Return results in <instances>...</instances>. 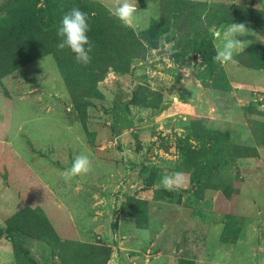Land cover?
I'll use <instances>...</instances> for the list:
<instances>
[{
    "label": "rangeland",
    "instance_id": "rangeland-1",
    "mask_svg": "<svg viewBox=\"0 0 264 264\" xmlns=\"http://www.w3.org/2000/svg\"><path fill=\"white\" fill-rule=\"evenodd\" d=\"M115 2L0 0V264H18L13 243L19 264H264V213L243 207L264 206V0H133L129 27ZM74 6L87 66L57 48ZM79 153L93 171L66 182Z\"/></svg>",
    "mask_w": 264,
    "mask_h": 264
},
{
    "label": "clouds",
    "instance_id": "clouds-1",
    "mask_svg": "<svg viewBox=\"0 0 264 264\" xmlns=\"http://www.w3.org/2000/svg\"><path fill=\"white\" fill-rule=\"evenodd\" d=\"M137 6L131 0H116L113 15L122 26H133L136 22ZM243 24L231 25L226 33L225 42L220 50L213 57L214 61L221 65L229 62L237 63V49L242 44L236 37L241 36L245 31ZM91 31L88 13L82 11L79 7H72L64 12L57 28V36L60 38L57 48L69 49L74 55L77 63L87 66L91 63V52L94 47L88 33ZM93 171L92 161L84 153L77 154L71 164V167L63 173L66 182L75 178H83ZM183 173L176 172L166 175L161 179L164 189L169 192L179 191L184 186Z\"/></svg>",
    "mask_w": 264,
    "mask_h": 264
},
{
    "label": "trees",
    "instance_id": "trees-1",
    "mask_svg": "<svg viewBox=\"0 0 264 264\" xmlns=\"http://www.w3.org/2000/svg\"><path fill=\"white\" fill-rule=\"evenodd\" d=\"M109 28L114 29V33L109 36V42L110 43H116V42L120 43L118 47L114 48L116 52L120 51L121 56H123L124 58L127 57L128 59H132V56L139 55L138 52L141 50V45L139 41L135 38V36L133 35L130 36V34L120 33L118 31H115V27H112L111 23H110ZM92 41H94V39ZM36 237L37 239H42L44 242L50 245V242L48 239L40 238V236H36ZM13 251H14V255L17 260V263L18 264L21 263L22 261L20 260V256L23 255V250L21 248H18L16 244L13 243ZM27 256H29V254H27Z\"/></svg>",
    "mask_w": 264,
    "mask_h": 264
},
{
    "label": "crops",
    "instance_id": "crops-1",
    "mask_svg": "<svg viewBox=\"0 0 264 264\" xmlns=\"http://www.w3.org/2000/svg\"><path fill=\"white\" fill-rule=\"evenodd\" d=\"M100 1H102V2H105V1H107V0H100ZM131 2L133 3V0H131ZM206 195H209V194H206ZM264 197V192H263V196H262V198ZM263 201H264V199H263ZM244 204V203H243ZM243 207H246V208H249L251 211L250 212H252V213H254L255 211H257V212H259V216L261 217V216H263V213H264V206H262V207H260V208H257V207H259L258 206V204H253V202L251 201V205H248V203L247 204H245ZM248 209V210H249ZM153 240V239H152ZM151 244L153 245L154 243H153V241L151 242ZM237 245H239V242L237 243ZM160 253H157V255H159ZM12 256H13V252H12ZM131 257V256H130Z\"/></svg>",
    "mask_w": 264,
    "mask_h": 264
}]
</instances>
